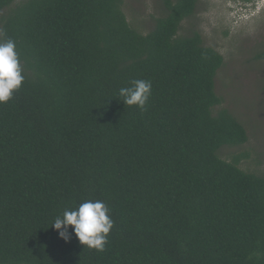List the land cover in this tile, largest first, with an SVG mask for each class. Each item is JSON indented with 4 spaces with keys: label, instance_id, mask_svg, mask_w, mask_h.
I'll use <instances>...</instances> for the list:
<instances>
[{
    "label": "trees",
    "instance_id": "obj_1",
    "mask_svg": "<svg viewBox=\"0 0 264 264\" xmlns=\"http://www.w3.org/2000/svg\"><path fill=\"white\" fill-rule=\"evenodd\" d=\"M196 2L165 0L147 33L123 0H24L2 17L25 79L0 104V264H264V176L218 155L248 139L213 113L224 58L179 34ZM134 80L151 82L145 111L120 96ZM89 200L114 222L103 252L51 226Z\"/></svg>",
    "mask_w": 264,
    "mask_h": 264
},
{
    "label": "rangeland",
    "instance_id": "obj_2",
    "mask_svg": "<svg viewBox=\"0 0 264 264\" xmlns=\"http://www.w3.org/2000/svg\"><path fill=\"white\" fill-rule=\"evenodd\" d=\"M22 1L15 0L11 7ZM164 1L123 0L122 8L130 25L147 33L156 19L166 15ZM256 1L258 8L249 12L253 2L244 9V0H197L194 14L181 22L179 34L199 32L203 44L224 58L215 78L223 101L213 113L228 109L245 127L248 139L241 145L222 146L219 157L232 161L239 156L241 169L264 176V58L257 56L264 52V0ZM11 7L0 12V26Z\"/></svg>",
    "mask_w": 264,
    "mask_h": 264
},
{
    "label": "clouds",
    "instance_id": "obj_3",
    "mask_svg": "<svg viewBox=\"0 0 264 264\" xmlns=\"http://www.w3.org/2000/svg\"><path fill=\"white\" fill-rule=\"evenodd\" d=\"M244 1L246 3L244 9L254 4L253 10L249 12L258 8L256 0ZM24 79L15 42L13 40L0 42V104H5L12 99L13 93L19 90ZM151 91L150 81L134 80L131 81L130 87L120 89V96L123 97L124 104L134 105L140 111H145ZM108 212V207L102 201L89 200L74 210L66 209L61 216L55 218L51 226L58 231V236L66 242L71 238L68 231L69 226H71L72 233L83 247L86 246L89 249H95L97 252H103L107 244L108 234L114 223Z\"/></svg>",
    "mask_w": 264,
    "mask_h": 264
}]
</instances>
